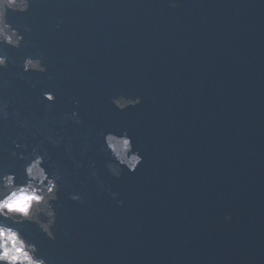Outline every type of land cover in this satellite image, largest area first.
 <instances>
[{
    "label": "water",
    "instance_id": "1",
    "mask_svg": "<svg viewBox=\"0 0 264 264\" xmlns=\"http://www.w3.org/2000/svg\"><path fill=\"white\" fill-rule=\"evenodd\" d=\"M28 3L6 18L48 71L8 54L0 171L23 178L38 154L58 179L56 239L39 221L15 225L38 254L48 264H264V0ZM26 97L32 109L17 107ZM117 98L134 106L119 110ZM121 129L144 159L115 177L100 146ZM10 148L19 154L3 164Z\"/></svg>",
    "mask_w": 264,
    "mask_h": 264
},
{
    "label": "clouds",
    "instance_id": "2",
    "mask_svg": "<svg viewBox=\"0 0 264 264\" xmlns=\"http://www.w3.org/2000/svg\"><path fill=\"white\" fill-rule=\"evenodd\" d=\"M4 3H7V0H4ZM24 4L27 5L26 0ZM12 35L15 36V32ZM9 42L16 43L15 40ZM5 66V59L0 58V67ZM40 66L39 61L27 58L24 70ZM128 98L136 101L134 105L141 103V97L138 95ZM43 99L52 102L55 94L52 91H45ZM73 103L78 101L74 100ZM134 105L115 106L119 110H124ZM72 114L77 117L75 122L79 123L77 112L74 110ZM102 138L100 147L108 158L106 167L115 177H119L125 169L128 172H135L143 162L144 157L140 149L134 146V139L127 129L105 131ZM42 165L43 157L37 154L24 163L23 178H18L11 171H0V264H48L47 260L38 254L37 245L29 241L15 226L25 220L35 219V210H42L43 206L56 197L58 179L51 176ZM92 174L95 175V172ZM70 197L73 200L80 199L77 193H71ZM224 219L230 220L231 215L226 214ZM48 236L52 240L56 239L52 232H49Z\"/></svg>",
    "mask_w": 264,
    "mask_h": 264
}]
</instances>
